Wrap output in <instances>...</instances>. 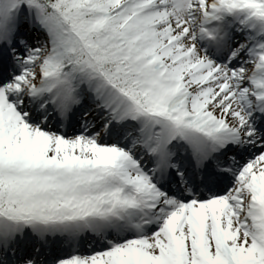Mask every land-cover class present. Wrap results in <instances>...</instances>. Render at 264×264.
Returning <instances> with one entry per match:
<instances>
[{
  "label": "snow or ice",
  "instance_id": "1",
  "mask_svg": "<svg viewBox=\"0 0 264 264\" xmlns=\"http://www.w3.org/2000/svg\"><path fill=\"white\" fill-rule=\"evenodd\" d=\"M0 264H264V0H0Z\"/></svg>",
  "mask_w": 264,
  "mask_h": 264
}]
</instances>
